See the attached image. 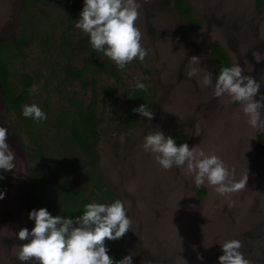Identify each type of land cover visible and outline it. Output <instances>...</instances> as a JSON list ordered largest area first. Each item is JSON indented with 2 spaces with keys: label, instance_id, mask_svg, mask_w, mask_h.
<instances>
[{
  "label": "rangeland",
  "instance_id": "obj_1",
  "mask_svg": "<svg viewBox=\"0 0 264 264\" xmlns=\"http://www.w3.org/2000/svg\"><path fill=\"white\" fill-rule=\"evenodd\" d=\"M188 1L196 7L203 26L197 34L182 37L171 0H136L141 7L135 23L148 54L143 62L136 59L124 68L126 88L143 83L157 92L158 106L151 121L143 118L136 128L125 129L124 112L130 104L126 91L120 90L118 103L113 102L103 87H114V80L101 77L97 88V112L102 118L100 168L123 199L132 221L126 233V256L132 255V264H219L221 244L232 239L241 241L240 251L251 264H264V158L255 156L258 134L264 127L252 128L239 104L227 95L215 97L214 88L201 83L204 72H210L214 84L212 49L222 45L234 65L244 70L242 74L261 84L255 99L264 95V13L259 14L257 0ZM47 2L28 10L23 20L26 0H0V39L20 35L24 29L34 36L26 59H17L15 67L16 72L25 67L34 78L29 105L36 104L47 115L40 130L52 167V159H59V152L63 155V146L53 145L46 133H51L58 113L72 109L60 97L63 94L49 93L55 91L54 76H61L65 63L56 49L65 31L66 0ZM80 5L82 11L84 0ZM83 36L75 27L72 39ZM193 71L196 74L189 75ZM73 92L79 100L90 102L92 92L79 83L68 86L64 94ZM48 94H53L50 101ZM16 116L0 99V127L7 129L6 143L16 157L15 168L0 179L4 193L0 199V264H32L17 259L19 246L28 242L20 241L17 233L27 228L24 194L31 164L26 150L29 140L15 129ZM156 131L165 137L188 136L190 148L198 146L206 154L217 155L234 169L236 181L248 175L246 188L224 197L207 183L197 188L186 167L164 170L155 155L142 148L146 135ZM202 187L206 194L201 198Z\"/></svg>",
  "mask_w": 264,
  "mask_h": 264
},
{
  "label": "trees",
  "instance_id": "obj_2",
  "mask_svg": "<svg viewBox=\"0 0 264 264\" xmlns=\"http://www.w3.org/2000/svg\"><path fill=\"white\" fill-rule=\"evenodd\" d=\"M81 1L66 0L65 14L62 19V22H65V31L61 35L60 46L56 49L59 55L64 56L65 63L61 67V76H54L53 81H57L55 91L51 90L49 93L63 94L60 97L68 100L72 111L62 110L58 113L52 123L53 131L50 129L51 133H46V138H50L53 145L63 146V155L59 152V159L55 161L52 159V167L49 161L51 154L44 144L40 122L22 115L23 106L29 105L32 97L34 78L25 67L21 72H16L15 67L17 59H26L27 49L34 42V36L24 29L20 35L0 42V93L8 112L17 115L15 129L20 135L26 134L29 140V145L26 147L31 164L26 197L29 213L32 210L46 208L53 216L61 215L74 219L83 214L84 205L88 203L110 204L117 199L124 203L108 183L100 168L98 148L101 142L102 118L97 112L99 104L97 88L103 75L114 80V87H103L113 102L118 103L120 90L126 91L130 104L124 112L125 129L136 128L144 118L139 113H134L132 111L134 108L145 104L154 112L158 106L155 90L147 87V91H143L135 89L134 86L127 89L126 70H119L103 53L93 50L88 36L80 37L75 41L72 39V32L81 12ZM171 1L181 20L180 34L186 36L200 32L203 23L196 7L188 0ZM39 3L48 2L47 0H26V4L22 7L21 18L24 20L28 10L35 8ZM257 9L259 14L264 13V0H257ZM212 55L216 79L220 69L233 66V61L222 45H215ZM80 60H84L82 65L79 64ZM75 83H79L86 92L89 90L92 92L88 104L79 100L75 92L68 96L64 94L65 89ZM52 95L48 94V101ZM172 138L177 146L190 143L186 135ZM77 155L80 156L75 159ZM255 156L257 159L264 158V132L258 135ZM0 177L3 179L7 177L5 170L0 169ZM205 194L206 188L202 187L201 198ZM29 223L33 228L34 221L29 219ZM105 246L115 264L126 256V234L115 241L106 240Z\"/></svg>",
  "mask_w": 264,
  "mask_h": 264
},
{
  "label": "clouds",
  "instance_id": "obj_3",
  "mask_svg": "<svg viewBox=\"0 0 264 264\" xmlns=\"http://www.w3.org/2000/svg\"><path fill=\"white\" fill-rule=\"evenodd\" d=\"M140 7L136 0H84L75 27L89 37L93 50L103 53L119 70H123L136 59L143 62L148 54L141 44L142 33L135 23ZM192 59L198 60L196 57ZM243 71L238 64L223 67L214 84L211 73L203 71L205 75L201 83L213 87L215 97L227 95L231 102L239 104L240 111L252 128L264 127L261 118L264 95L259 100L255 99L261 84L253 77L243 75ZM195 74L193 71L189 75ZM134 88L147 91L146 85L139 82ZM132 111L148 121L154 118V113L145 104ZM22 115L37 122L47 119L46 113L36 104L24 105ZM6 140L7 129L0 127V169L11 171L15 168L16 157ZM142 148L154 154L164 170L173 166L186 167L197 188L207 183L224 197L246 188L248 175L236 181L234 169L230 170L214 153L206 154L198 146L190 148L187 143L177 146L172 137H165L160 131L147 134ZM3 198L4 193L0 192V199ZM29 219L34 221L31 232L21 228L17 233L20 241H28L19 246L17 259L31 261L32 264H114L105 241L123 238L132 226L125 205L119 199L110 204L88 203L84 205L83 214L74 219L53 216L46 208L30 211ZM241 247V241L236 239L221 244L223 255L218 257L219 264H251L240 251ZM197 258L203 260V256ZM115 264H132V255Z\"/></svg>",
  "mask_w": 264,
  "mask_h": 264
},
{
  "label": "water",
  "instance_id": "obj_4",
  "mask_svg": "<svg viewBox=\"0 0 264 264\" xmlns=\"http://www.w3.org/2000/svg\"><path fill=\"white\" fill-rule=\"evenodd\" d=\"M7 39H8V38H6V39H0V42L5 41V40H7ZM0 99H1V101L5 104V101H4V99H3L2 95H1V93H0ZM29 179H30V177H29ZM28 185H29V180H28V182H27L26 189H25L24 203H25V207H26V209H25V212H26V227H27V229L30 230V232H31L32 226H31L30 223H29V211H28L27 203H26L27 187H28Z\"/></svg>",
  "mask_w": 264,
  "mask_h": 264
},
{
  "label": "flooded vegetation",
  "instance_id": "obj_5",
  "mask_svg": "<svg viewBox=\"0 0 264 264\" xmlns=\"http://www.w3.org/2000/svg\"><path fill=\"white\" fill-rule=\"evenodd\" d=\"M171 2H173V1H171ZM173 4V6H174V3H172ZM175 9V8H174ZM176 11V10H175ZM177 13V12H176ZM178 17H179V15H178ZM180 19V18H179ZM181 21V20H180ZM180 33V32H179ZM191 34H197V33H190V34H188V35H186V36H182L181 34H180V36H182V37H187V36H189V35H191ZM233 65H234V63H233ZM215 77V76H214ZM259 135V134H258ZM190 140V139H189ZM258 144V143H257ZM189 145H190V143H189ZM255 152H256V150H255Z\"/></svg>",
  "mask_w": 264,
  "mask_h": 264
},
{
  "label": "bare ground",
  "instance_id": "obj_6",
  "mask_svg": "<svg viewBox=\"0 0 264 264\" xmlns=\"http://www.w3.org/2000/svg\"><path fill=\"white\" fill-rule=\"evenodd\" d=\"M182 242H183V241H182ZM182 244H183V243H182ZM182 244H181V245H182Z\"/></svg>",
  "mask_w": 264,
  "mask_h": 264
}]
</instances>
